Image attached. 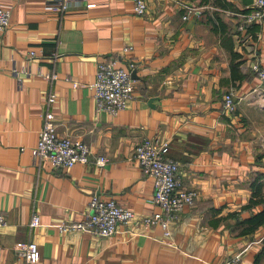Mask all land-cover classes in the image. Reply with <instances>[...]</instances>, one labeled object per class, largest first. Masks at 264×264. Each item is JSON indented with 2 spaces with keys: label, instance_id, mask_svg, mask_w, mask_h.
<instances>
[{
  "label": "crops",
  "instance_id": "obj_1",
  "mask_svg": "<svg viewBox=\"0 0 264 264\" xmlns=\"http://www.w3.org/2000/svg\"><path fill=\"white\" fill-rule=\"evenodd\" d=\"M49 1L0 0L11 11L0 44V264H29L15 246L32 242L35 264H227L239 254L240 264H264V224L240 225L264 212V85L253 70L264 68V22L240 33L236 16L254 0H147L143 16L134 0H74L65 13ZM188 7L203 15L183 20ZM103 59L137 66L133 99L117 116L97 111L89 88ZM230 92L238 104L224 114ZM50 112L59 135L89 145L91 163L34 161ZM145 138L168 143L185 188L198 192L167 244L161 227L142 224L161 212L132 159ZM94 193L135 219L109 238L54 226L83 221Z\"/></svg>",
  "mask_w": 264,
  "mask_h": 264
},
{
  "label": "built area",
  "instance_id": "obj_2",
  "mask_svg": "<svg viewBox=\"0 0 264 264\" xmlns=\"http://www.w3.org/2000/svg\"><path fill=\"white\" fill-rule=\"evenodd\" d=\"M74 0H50L47 3L49 11L65 13L69 10ZM134 12L143 16L147 11V0H134ZM201 7H188L183 20L188 21L203 15ZM238 16L237 31L244 33L248 27L264 22V0H254L251 6L243 9ZM11 11L0 5V44L1 37L10 26ZM35 56V53L30 55ZM136 64L131 63L128 70L118 68L113 60L103 59L98 63L96 79L90 85V90L96 103L97 111H104L112 116L124 111L133 99L135 92V80L133 71ZM259 80L264 85V68L259 64L253 66ZM49 79H57L52 75ZM78 87V83H74ZM56 95H51L47 104H54ZM238 101L233 92L224 96L223 113H233ZM55 115L50 112L45 115L44 126L39 133L38 142L33 149V157L36 163L49 162L52 167L71 169L75 165H86L92 162L91 149L83 141L71 137L61 136L57 133ZM169 145L152 138L143 139L135 148L133 160L136 161L143 174L153 181V203L160 207L161 212L143 218V227L147 230L161 227L164 231L162 242L173 238L171 223L188 206H193L198 198V192L185 188L181 178V167L176 161L168 158ZM109 162L105 156H98L94 163L104 168ZM136 217L132 210L120 206L112 198H104L94 193L89 201L85 219L77 223L62 222L54 225L62 232L89 233L95 237L109 238L118 233L121 225L131 223ZM41 225L39 215H34L30 226L38 228ZM7 226V219L0 212V228ZM16 252L29 264L40 261V251L36 243H20L15 246ZM241 254L235 256L227 264H240Z\"/></svg>",
  "mask_w": 264,
  "mask_h": 264
},
{
  "label": "trees",
  "instance_id": "obj_3",
  "mask_svg": "<svg viewBox=\"0 0 264 264\" xmlns=\"http://www.w3.org/2000/svg\"><path fill=\"white\" fill-rule=\"evenodd\" d=\"M248 2V1H247ZM252 3V2H251ZM251 27V26H250ZM249 28V27H248ZM257 75V74H256ZM258 76V75H257ZM257 194H260V190L258 189ZM263 200L261 201V203H264V196H262ZM253 205L255 204H259L260 202L258 201H253L251 202ZM264 224V212L261 214H257L255 216H252L251 218H249L248 220H245L244 222H241L240 225L244 226L247 225L245 228V232H253L255 229H257L258 227H260L261 225Z\"/></svg>",
  "mask_w": 264,
  "mask_h": 264
},
{
  "label": "water",
  "instance_id": "obj_4",
  "mask_svg": "<svg viewBox=\"0 0 264 264\" xmlns=\"http://www.w3.org/2000/svg\"><path fill=\"white\" fill-rule=\"evenodd\" d=\"M133 79L135 80L134 75H133Z\"/></svg>",
  "mask_w": 264,
  "mask_h": 264
}]
</instances>
